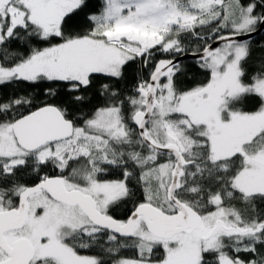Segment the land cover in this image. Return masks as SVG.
Wrapping results in <instances>:
<instances>
[{"label":"snow or ice","instance_id":"1","mask_svg":"<svg viewBox=\"0 0 264 264\" xmlns=\"http://www.w3.org/2000/svg\"><path fill=\"white\" fill-rule=\"evenodd\" d=\"M258 26L264 0H0V264H264Z\"/></svg>","mask_w":264,"mask_h":264},{"label":"trees","instance_id":"2","mask_svg":"<svg viewBox=\"0 0 264 264\" xmlns=\"http://www.w3.org/2000/svg\"><path fill=\"white\" fill-rule=\"evenodd\" d=\"M245 2H247V0H245ZM95 3L98 6L99 0H95ZM250 41L252 42L254 55H256V56L260 55V45L264 44V32L253 37L252 39H250ZM160 58H163V57H161L160 55H157L156 59H160ZM180 62L182 63V65L184 67L190 69V71L188 72V76L184 78L186 86L193 82L192 80L188 79V77H194L196 80L203 78L202 74L199 73L198 71H196V69L194 68L195 61L190 60V59H186V60H182ZM146 74H147V70H145V75ZM128 83L129 84L131 83V74L130 73L128 75ZM7 91H11V90L9 89ZM111 178H118V177L113 176ZM117 215L121 216V218H124L122 213H118ZM81 254L82 255L95 254V250H81ZM121 255L131 257L134 255V252H133V250L128 249V250L122 252Z\"/></svg>","mask_w":264,"mask_h":264},{"label":"water","instance_id":"3","mask_svg":"<svg viewBox=\"0 0 264 264\" xmlns=\"http://www.w3.org/2000/svg\"><path fill=\"white\" fill-rule=\"evenodd\" d=\"M264 32V26H258L257 30L253 33L250 34V36L246 37V39H252L253 37L261 34ZM178 60L182 61V60H186V59H190V60H194V58L192 57L191 53H188L187 55H181L179 57H177Z\"/></svg>","mask_w":264,"mask_h":264}]
</instances>
